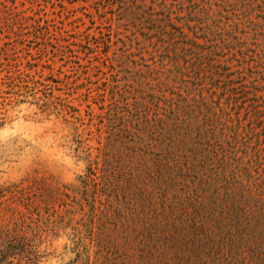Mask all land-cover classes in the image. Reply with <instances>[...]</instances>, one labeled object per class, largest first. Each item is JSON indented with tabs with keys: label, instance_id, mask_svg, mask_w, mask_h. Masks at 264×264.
<instances>
[{
	"label": "trees",
	"instance_id": "16d2710c",
	"mask_svg": "<svg viewBox=\"0 0 264 264\" xmlns=\"http://www.w3.org/2000/svg\"><path fill=\"white\" fill-rule=\"evenodd\" d=\"M118 1L96 144L45 227L73 264H264V0ZM40 219L0 229V264H38Z\"/></svg>",
	"mask_w": 264,
	"mask_h": 264
},
{
	"label": "rangeland",
	"instance_id": "374dc122",
	"mask_svg": "<svg viewBox=\"0 0 264 264\" xmlns=\"http://www.w3.org/2000/svg\"><path fill=\"white\" fill-rule=\"evenodd\" d=\"M120 6L118 0H0V229L31 238L41 216L33 242L41 240L33 248L38 264L75 258L65 229L54 234L45 227V211L62 210L57 188L77 183L86 166L81 145L96 144L89 117L102 109L96 86L106 85L121 56L122 42H108L117 21H125ZM23 260L15 255L11 264Z\"/></svg>",
	"mask_w": 264,
	"mask_h": 264
}]
</instances>
